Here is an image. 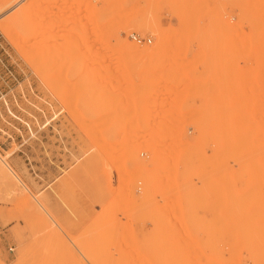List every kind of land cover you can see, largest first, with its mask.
Instances as JSON below:
<instances>
[{
	"label": "rangeland",
	"instance_id": "374dc122",
	"mask_svg": "<svg viewBox=\"0 0 264 264\" xmlns=\"http://www.w3.org/2000/svg\"><path fill=\"white\" fill-rule=\"evenodd\" d=\"M0 264H264V0H0Z\"/></svg>",
	"mask_w": 264,
	"mask_h": 264
},
{
	"label": "built area",
	"instance_id": "2783aa9c",
	"mask_svg": "<svg viewBox=\"0 0 264 264\" xmlns=\"http://www.w3.org/2000/svg\"><path fill=\"white\" fill-rule=\"evenodd\" d=\"M132 38H133L136 42H138V43H143V42L146 41L145 38H142V37H140V36H138V35H133ZM147 40L150 42L149 39H147Z\"/></svg>",
	"mask_w": 264,
	"mask_h": 264
},
{
	"label": "bare ground",
	"instance_id": "6f19581e",
	"mask_svg": "<svg viewBox=\"0 0 264 264\" xmlns=\"http://www.w3.org/2000/svg\"><path fill=\"white\" fill-rule=\"evenodd\" d=\"M242 1V0H241ZM134 40V39H133ZM150 40V42L146 39V41L145 42H147V43H151V39H149ZM135 41V40H134ZM138 43V42H137ZM140 44V43H139ZM2 169V168H1ZM10 192H11V190H10ZM8 194H9V192H8Z\"/></svg>",
	"mask_w": 264,
	"mask_h": 264
}]
</instances>
